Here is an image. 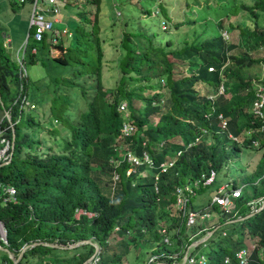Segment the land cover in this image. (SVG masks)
I'll return each instance as SVG.
<instances>
[{
	"label": "trees",
	"instance_id": "trees-1",
	"mask_svg": "<svg viewBox=\"0 0 264 264\" xmlns=\"http://www.w3.org/2000/svg\"><path fill=\"white\" fill-rule=\"evenodd\" d=\"M177 1L184 4L183 18H172V3L166 0H144L140 12L148 16L153 6L163 18L161 23L168 24L165 34L183 28H200V33L180 44L171 38L163 41L138 16L129 14L116 46L112 86H106L108 78L107 84L104 81L101 0H85L94 13L89 17L78 10V23L72 28L54 24L69 28L70 43L60 39L52 45L45 33L29 49L26 45L24 60L28 56L30 63L44 65L48 60L47 70L59 71L42 85H29L28 74L20 78L17 64L0 44V100L10 116H3L0 129H5L9 141L14 139L11 161L0 166V184L13 186L16 199L3 203L0 190V222L6 230L5 246L15 257L34 242L70 245L88 239L99 247L96 264H125L123 259L132 250L135 260L129 264H150L153 255L158 257L151 264H179L188 246L222 224L202 243L207 245L205 256L192 251L199 245L190 248V255L204 256L202 264H239L236 253L247 248L248 236L256 244L246 264H264V207L233 221L253 212L249 203L258 208L264 198V131L260 130L264 119L251 111L257 89L264 94V0ZM233 15L240 19L232 21ZM223 29L226 35L236 30V41L222 35ZM40 47L49 55H39ZM51 50L59 51L60 57ZM255 66L259 72H253ZM11 83L17 85V92L12 93ZM19 83L26 96L31 93L33 108L14 103ZM145 91L149 93L144 95ZM39 93L44 98L38 99ZM78 94L86 99L79 108L75 107ZM35 102H41L42 108ZM121 102L127 103L124 113L119 111ZM262 112L264 116V106ZM61 115L58 130L46 125L45 137L33 134L37 128L43 130L46 116L60 122ZM125 121L137 128L128 137L120 134ZM244 149L262 153L246 181L237 177L231 181L233 187L241 186V194L232 198L228 210L213 204L217 218L211 217L214 221L210 218L211 224L200 233L204 223L186 226L175 206V187L211 169L218 174L229 161L240 162V173L249 166L242 167ZM178 150L182 153L174 165L161 172L160 164L175 159ZM128 151L139 157L146 152L151 165L140 164L136 172L127 174ZM79 209L93 215L77 217ZM224 223L235 228V238L227 232L222 236ZM162 230L168 242L162 240ZM0 244L4 245L1 240ZM93 252L89 243L71 249L37 245L26 249L16 263L3 252L0 264H83Z\"/></svg>",
	"mask_w": 264,
	"mask_h": 264
},
{
	"label": "rangeland",
	"instance_id": "rangeland-1",
	"mask_svg": "<svg viewBox=\"0 0 264 264\" xmlns=\"http://www.w3.org/2000/svg\"><path fill=\"white\" fill-rule=\"evenodd\" d=\"M66 1V0H64ZM69 1V2H68ZM72 1V2H71ZM67 0L68 4H63L58 2L59 7L61 8V12L60 14H52V13H48L49 15H51L52 17L58 16L60 18H64L67 20V22L63 25H69L71 28L76 25L78 23V15H77V11L78 10H82L83 12L87 13L89 17H92L93 13H94V7L90 4H85V0ZM76 1V2H75ZM158 1V0H157ZM167 3H172L171 8H172V18L176 19V18H183L185 15L183 13V9H184V4H182V2L180 3V1L177 0H166ZM25 2H29L30 1H25ZM24 2V3H25ZM75 3V4H74ZM144 0H101V5H100V11H99V23H100V31H99V35L100 38L103 41V47H104V51H105V55H104V59H105V65H104V81L108 78V84L105 81V83L107 84L106 86H112L114 85V80L116 77V70H115V66H116V58L118 56V50L116 49V46L119 44V40L122 37L121 34L123 32V27L122 25H125L123 23L124 18H126L129 14L132 17H136L138 16V18L141 19L142 25H144L145 27H150L152 29V31H154L155 33H157V38L160 39L162 37L163 41H165L166 39H172L174 41L175 44H180L179 42H181V40L183 39H188L189 41L192 40L197 34L200 33V28L196 29V31L194 30V28H190L189 30L186 28L181 29L180 31H173L172 34H170V32H166V34L164 32H162L163 30L166 31L168 24L164 23L161 21H163V18H161L158 14H156V10H153V6L149 7V11L150 14L148 16H146L145 14H143L144 12H140V10H144V6H143ZM39 6H43L44 3L39 1ZM19 9L16 12L17 16L21 15V12L25 11V7L27 8L26 5H23V3H19ZM181 5V6H180ZM158 9V8H157ZM30 12V11H29ZM140 12L138 15L137 13ZM132 14V15H131ZM10 15H8L9 17ZM13 16V15H12ZM28 16L29 13H28ZM232 21L234 20H239L240 19V15H233L230 17ZM14 18L12 19L8 24H11L13 22V20L15 21ZM63 19V20H64ZM61 21V20H59ZM19 20L17 21L18 24ZM226 23V22H225ZM20 25V24H19ZM227 26V25H226ZM23 27V31H22V37H21V49L19 50V53H17L19 56L24 57V53H25V48L26 45L28 44V49L33 41L32 38V29L29 25H22ZM11 28V25H10ZM198 28V27H197ZM10 30V29H9ZM193 31H195L196 33H193ZM225 30L223 29L221 32L223 33ZM228 39L229 41H236L237 38V31H233L231 33H227ZM1 37V35H0ZM71 36H63L61 38V40L63 41V43L68 44L71 42ZM26 43V44H25ZM2 44V43H0ZM6 46V45H5ZM5 48V47H3ZM7 48V47H6ZM5 48V49H6ZM43 48V47H40ZM12 54V59L15 61V63L18 66L17 61L14 58V51L11 49L10 50ZM52 52V55L54 56H59L60 57V52H56L51 50L50 53ZM45 53V54H44ZM48 53V51L45 50V48H43L41 51H39V55H46ZM49 55V54H47ZM17 57V56H16ZM47 62H49L48 60H46V64H41V63H30L28 61V56L25 57L24 63H25V67H26V71L28 74V79L31 81L29 83V85L31 83H35L38 85H42L45 83V81H48V78L51 80L53 74H59V71H55V70H47L46 65ZM257 68H259L258 66H255ZM180 67L178 65H175V69H179ZM253 70V72H259L260 68L257 70ZM64 76H66V73L64 74ZM57 81L59 80V77L56 79ZM48 83V82H47ZM50 83V82H49ZM56 83V82H55ZM84 83V81H83ZM52 83L49 84V86H51ZM20 86V83H19ZM64 88V87H63ZM31 89H29L30 92ZM11 91L12 93H15L18 91L17 85H14L11 83ZM149 92L145 91L144 95H147ZM18 95V94H17ZM38 99L40 98H44V96L42 97L41 93H39V95L37 96ZM45 100L47 103H49V96H45ZM28 101L31 102L32 100V95L31 93H29V95L27 96ZM86 101V99L84 98V96H82L81 94H78V96L75 98V107L79 108V104L81 105L82 103H84ZM43 102V101H41ZM41 102H39L38 104L35 102V106L38 109H41L42 107ZM136 104H138V101H136ZM28 106L30 107V104H28ZM44 106V105H43ZM27 107V106H26ZM74 107V108H75ZM75 109H72V111ZM40 112V111H39ZM36 113L37 115H40V113ZM63 117L64 115H61L60 117H58L57 120H61L63 121ZM47 118V116H46ZM44 118L41 123H45L46 120V124L41 125V127L46 126L47 128H53L55 127V130H58L61 126H62V122H58L54 120L53 116L48 117L47 119ZM154 121H156V117L153 118ZM46 127L43 128V130H41V128H37L35 129V133L33 132V134L36 136L38 135L40 138L45 137L46 134ZM43 140V139H42ZM261 151H257L255 149H244L243 150V156L246 158L247 156H249V162H251L252 164H254L256 162V160L261 156ZM239 166H240V162H235V161H229L227 163V166L222 170L219 171L217 176H216V180L213 184L203 187L201 188L200 191L197 192L196 195V199H198L199 201L202 202H206L208 199L211 198V196L213 195V193L215 192V190L222 184H224V182H231L233 179L236 178L237 175H239ZM243 167V166H242ZM194 198V196L192 197V199ZM208 206V205H207ZM205 205V207H207ZM204 208V207H202ZM198 209V208H195ZM211 215L213 214V216H215V213H213L210 209H209ZM226 225H228L227 223H225ZM225 224L222 226L225 231L229 234V237L231 236L232 238H235L237 236V233L235 232V228L233 229L232 227L229 226H225ZM223 236V235H222ZM234 236V237H233ZM215 238V237H214ZM114 241L118 240V237L114 236ZM245 241L247 242V247L251 248L253 246V244L255 243L254 240H252V238L246 236ZM3 243V242H2ZM4 244V243H3ZM207 249V245L205 244H200L197 248L192 249V251L199 256L200 253H202L205 256V251ZM3 252L0 249V259L1 256L3 255ZM64 252V251H63ZM135 260V253L134 250L131 251V253H129L124 259L123 262L125 264H129L134 262ZM179 264H182L181 262Z\"/></svg>",
	"mask_w": 264,
	"mask_h": 264
},
{
	"label": "built area",
	"instance_id": "built-area-1",
	"mask_svg": "<svg viewBox=\"0 0 264 264\" xmlns=\"http://www.w3.org/2000/svg\"><path fill=\"white\" fill-rule=\"evenodd\" d=\"M19 3H24L27 0H17ZM31 3V15L29 20V25L32 28V38L36 42H40L43 39V36L45 33L49 34L50 42L52 45L58 44L60 39L63 36H71V31L67 26H64L63 29L56 28L54 26L55 23L59 22V19L57 16L52 17L48 13L52 14H60L61 8L58 5L57 0H28ZM39 1L43 2V6H39ZM226 38L228 37L226 35V32L224 31L222 33ZM26 44V43H25ZM36 49H32V52H35ZM16 61L18 63V75L20 78L27 77V71L24 63V57L19 56L17 54ZM223 92V86H220L219 93ZM19 104L20 108L28 106L30 104V108H33L34 105L31 104V102L28 101L27 96L24 94V87L23 84H20L19 86V92L17 95V99L14 101V103ZM264 106V94L261 92V89H257V97L254 100V102L251 105V111L255 115L258 116V118L263 119V112L262 108ZM127 108L126 102H121L119 105V111L124 113ZM224 124V123H223ZM13 124H10V127L12 128ZM264 129V125H263ZM137 128L136 126L128 121H125L121 128H120V134L123 137H128L133 135L136 132ZM5 129H0V164L1 163H7L10 160V152L9 149L11 148V141H9L4 136ZM254 144H256L254 142ZM182 153V150H178L175 152V159L168 160L166 162H163L160 164L161 172H166L169 168H171L174 165V162L177 157L180 156ZM126 155L124 156L125 160L130 164V167L127 169V174L130 172H136V167L140 164L147 163L151 165V159L149 155L146 152L142 153V157H139L135 155L133 152H126ZM217 172L216 170L211 169L209 173H203L200 178H196L193 181H189L183 185H178L175 187V206L179 210V213H181L182 220L184 221L186 226H193L195 224L203 223L205 220L209 219L211 216V213L209 209L213 204L220 205L223 209L228 210L229 206L232 205V198L238 197L241 194V187H233V184L231 182H226L222 184L220 187H218L213 195L211 196L210 203L207 207L195 209L192 206V200L191 196L195 195V189H197L199 186H209L213 184L216 180ZM114 180L118 179V175H114ZM157 179V177H156ZM0 190H1V199L3 203L7 202H16L15 199V189L13 186L10 185H4L0 184ZM251 209L253 212L259 211L261 207H256L253 202L249 203ZM81 214H85L88 217H91L93 214L91 212H87L85 210L79 209L77 210L76 216L78 217ZM117 229V227L115 228ZM202 230L200 229L197 233H200ZM223 236L226 235V232L222 233ZM0 240L7 245L6 240V230L3 226V224L0 222ZM162 240L164 242H168V236L165 230H162ZM255 241V240H254ZM256 243L253 244L251 248H246L238 251L236 253V258L239 261V264H246L248 261V256L251 253V250L254 248ZM248 246V245H247ZM184 252L183 260L185 264H202L205 262V257L200 256L199 258H195V256H191L189 253V248ZM99 250L97 253L92 257L89 264H96L99 260ZM172 256V255H171ZM158 256L153 255L148 263H152L155 258ZM168 257H170L168 255ZM171 258V257H170ZM225 263L229 262V257H226L224 259ZM158 264V263H155Z\"/></svg>",
	"mask_w": 264,
	"mask_h": 264
},
{
	"label": "crops",
	"instance_id": "crops-1",
	"mask_svg": "<svg viewBox=\"0 0 264 264\" xmlns=\"http://www.w3.org/2000/svg\"><path fill=\"white\" fill-rule=\"evenodd\" d=\"M18 4H19V2L17 0H0V35H1L0 43H2L3 47H5V48L7 47L6 49L5 48L4 49H5V52L10 57H12L11 53H13L10 50L12 49L14 51L15 60H16L17 53H19V50L21 49L20 48L21 47V41L20 40L22 37V31H23L22 25H28V22L30 20V16H28V13H29V15H31V4H29V2H25V3H23V5H26L27 8L25 7V11L21 12V15H18V17H16L17 16L16 12L19 9ZM8 15H10V16L8 17ZM14 18H17V19H15V21L13 20V22L11 24H8ZM57 18L59 20H61L58 23H62V25L65 24L64 22H67V20L64 18H60L58 16H57ZM18 20H19V22L17 24ZM10 25H11V28H10ZM6 112L7 111L4 109L3 103H1V100H0V122L3 118V116L6 115ZM255 164L256 163L252 164L251 162H249V156H247L246 158L243 156L242 166H245V165H249V166L241 169V172L239 173V175L236 176L237 179L239 181H242V180L246 181L245 180L246 177L250 176L251 173L254 171V167H256ZM238 176H239V178H238ZM224 183H226V182H224ZM241 184L245 185V183H243V182H241ZM239 187H241V186H239ZM210 199H208L206 202H202V201H199L198 199H196V196H194V198L192 199V206L194 208L200 209L202 207H205V205L206 206L209 205ZM259 204H261L260 201H259ZM211 208H210V210H211ZM212 212L215 213V216H213V214H212L210 216V218L216 217L218 213L216 211H212ZM210 218L203 222L204 225L202 226V228H200L201 230H205L207 227H209V224H211V219H212V218L211 219ZM214 219H212V222L214 221ZM227 223H229V222H227ZM221 225L217 224L213 230L220 228ZM207 233H209V231Z\"/></svg>",
	"mask_w": 264,
	"mask_h": 264
},
{
	"label": "water",
	"instance_id": "water-1",
	"mask_svg": "<svg viewBox=\"0 0 264 264\" xmlns=\"http://www.w3.org/2000/svg\"><path fill=\"white\" fill-rule=\"evenodd\" d=\"M8 118H10L9 117V115L7 116ZM13 148H14V139L12 140V142H11V148H10V160L7 162V163H9L10 161H11V158H12V155H13ZM7 163H1L0 164V166H2V165H5V164H7ZM263 205H264V199H263ZM252 215H254V212H251V213H249V214H247L246 216H244V217H242V218H237V219H235V220H233V221H240V220H243V219H245V218H247V217H250V216H252ZM215 230H211V231H209V233H207L203 238H201V239H198V240H196V241H194L191 245H190V247L189 248H191V247H195V246H197V245H200V244H202L203 242H205L211 235H212V233L214 232ZM84 243H89V244H92L93 246H94V252H93V254L86 260V261H84V263L83 264H88V263H90V261H91V259H92V257L97 253V251L99 250V247H98V245L96 244V243H92L90 240H81V241H78V242H75V243H72V244H70V245H58V244H50V243H44V242H34V243H32V244H29V245H25V246H23L22 247V249H21V251H20V253L15 257L14 256V254L6 247V246H3V245H1L0 244V249L2 250V251H4L5 253H7V255H8V257L11 259V260H13V262L14 263H16V262H18L20 259H21V257H22V255H23V253H24V251L26 250V249H28V248H31V247H34V246H37V245H44V246H49V247H60V248H68V249H71V248H75V247H77V246H79V245H81V244H84ZM184 258H185V256H184ZM182 264H185L184 263V260L182 261Z\"/></svg>",
	"mask_w": 264,
	"mask_h": 264
},
{
	"label": "clouds",
	"instance_id": "clouds-1",
	"mask_svg": "<svg viewBox=\"0 0 264 264\" xmlns=\"http://www.w3.org/2000/svg\"><path fill=\"white\" fill-rule=\"evenodd\" d=\"M8 112V111H7ZM6 112V115L5 116H8L9 114ZM10 117V116H9ZM260 119V118H259ZM264 119V118H263ZM263 119H260V120H263ZM263 125H264V123H262L261 124V126H260V130L261 131H264V129H263ZM254 142L256 143V144H254ZM252 145H253V147H255L256 145H257V142L256 141H253L252 142ZM264 199V198H263ZM263 199H260V203L261 204H259L260 206L259 207H261V208H263L264 207V205H263ZM260 208V209H261ZM223 232H226V231H223ZM226 236V235H225ZM3 246H5V244L3 245Z\"/></svg>",
	"mask_w": 264,
	"mask_h": 264
}]
</instances>
